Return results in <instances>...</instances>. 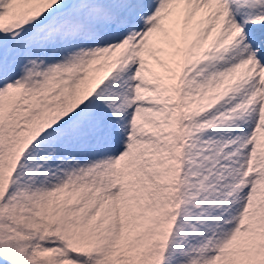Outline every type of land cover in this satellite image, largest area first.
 <instances>
[{
	"label": "snow or ice",
	"instance_id": "obj_1",
	"mask_svg": "<svg viewBox=\"0 0 264 264\" xmlns=\"http://www.w3.org/2000/svg\"><path fill=\"white\" fill-rule=\"evenodd\" d=\"M0 264H264V0H0Z\"/></svg>",
	"mask_w": 264,
	"mask_h": 264
}]
</instances>
